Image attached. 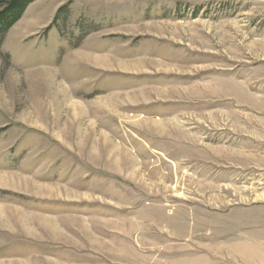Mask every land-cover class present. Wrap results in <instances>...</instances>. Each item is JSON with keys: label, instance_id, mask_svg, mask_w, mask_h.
<instances>
[{"label": "rangeland", "instance_id": "rangeland-1", "mask_svg": "<svg viewBox=\"0 0 264 264\" xmlns=\"http://www.w3.org/2000/svg\"><path fill=\"white\" fill-rule=\"evenodd\" d=\"M0 264H264V0H35L0 36Z\"/></svg>", "mask_w": 264, "mask_h": 264}, {"label": "trees", "instance_id": "trees-1", "mask_svg": "<svg viewBox=\"0 0 264 264\" xmlns=\"http://www.w3.org/2000/svg\"><path fill=\"white\" fill-rule=\"evenodd\" d=\"M33 1L35 0H0V36L20 19Z\"/></svg>", "mask_w": 264, "mask_h": 264}]
</instances>
